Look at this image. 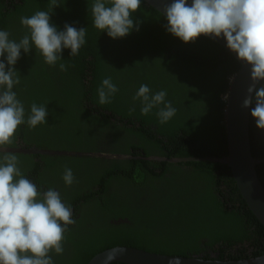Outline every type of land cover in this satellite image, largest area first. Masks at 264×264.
<instances>
[{
  "label": "trees",
  "instance_id": "1",
  "mask_svg": "<svg viewBox=\"0 0 264 264\" xmlns=\"http://www.w3.org/2000/svg\"><path fill=\"white\" fill-rule=\"evenodd\" d=\"M58 3L51 22L61 31L65 23L87 28L86 43L76 56L64 49L56 66L46 64L35 48L21 50L15 65L21 80L13 90L25 119L32 103L47 106L49 114L47 123L34 129L20 125L14 143L2 147L94 154H16L18 167L38 191L52 188L71 206L75 223L64 234L63 254L49 253L54 264H88L115 247L219 261L262 256L264 227L221 163L228 156L222 97L239 63L207 38L184 43L173 36L166 18L143 0L132 14L139 31L118 39L94 27V0ZM49 4L0 0V30L19 41L27 33L20 18L48 11ZM106 77L119 91L101 105L97 89ZM141 84L153 94L166 91V101L177 110L168 122L161 124L156 115L163 105L141 114V102L132 99ZM250 138L264 186V130L252 116ZM65 167L75 177L71 186L62 179Z\"/></svg>",
  "mask_w": 264,
  "mask_h": 264
},
{
  "label": "clouds",
  "instance_id": "2",
  "mask_svg": "<svg viewBox=\"0 0 264 264\" xmlns=\"http://www.w3.org/2000/svg\"><path fill=\"white\" fill-rule=\"evenodd\" d=\"M141 2L94 0L91 8L94 27L100 32L106 31L112 39L139 31V22L134 24L132 14L140 9ZM60 6L58 0H50L48 11L38 10L31 16H22L20 23L27 33L19 41L10 39L7 30H0V148L14 143L20 125L27 123L34 129L47 123L49 114L47 106L32 103L25 119L24 104L13 90L21 80L15 68L21 50L27 54L35 48L46 64L56 66L63 60L64 49H70V56H76L86 43L87 28L78 29L65 23L61 31L51 22L54 8ZM163 13L166 31L184 43L194 42L202 35L223 37L228 49L250 65L251 82L242 106L251 108L256 127L264 130V0H192L190 5L188 0H172ZM59 68L67 70L65 63H60ZM118 91L111 77L104 78L97 89L99 103H110ZM166 95L164 90L153 94L148 85L141 84L132 99L141 102L142 115L163 105L156 115L164 124L177 111L166 101ZM222 99L227 102L228 93ZM134 111L135 107H130L129 112ZM126 157L129 156L119 159ZM18 164L15 153L0 155V264H54L49 253L63 254L64 234L75 223L71 206L62 202L59 192L52 188L38 191ZM62 179L67 186L73 184L75 177L71 168L65 167Z\"/></svg>",
  "mask_w": 264,
  "mask_h": 264
},
{
  "label": "water",
  "instance_id": "3",
  "mask_svg": "<svg viewBox=\"0 0 264 264\" xmlns=\"http://www.w3.org/2000/svg\"><path fill=\"white\" fill-rule=\"evenodd\" d=\"M151 8L164 15L165 6L172 0H143ZM192 0H188L190 5ZM222 46L239 63L240 69L231 80L224 113V125L228 144V156L221 163L231 170L239 194L248 209L264 227V186L262 185L257 166L260 163L253 158L250 138L251 108L243 107V100L250 81V65L240 61L237 54L228 49L223 37L214 38L203 36ZM259 86V85H257ZM254 95V94H253ZM13 152L28 155H51L83 157L94 154L53 152L29 148H0V153ZM97 157L104 155L98 154ZM122 158L123 156L108 155L107 159ZM157 160V159H156ZM88 264H264V254L259 257L244 260H209L198 257L186 258L146 252L130 247H115L94 256Z\"/></svg>",
  "mask_w": 264,
  "mask_h": 264
},
{
  "label": "rangeland",
  "instance_id": "4",
  "mask_svg": "<svg viewBox=\"0 0 264 264\" xmlns=\"http://www.w3.org/2000/svg\"><path fill=\"white\" fill-rule=\"evenodd\" d=\"M129 159H133V158L131 156H129V157H126V158L121 159V160H129Z\"/></svg>",
  "mask_w": 264,
  "mask_h": 264
},
{
  "label": "flooded vegetation",
  "instance_id": "5",
  "mask_svg": "<svg viewBox=\"0 0 264 264\" xmlns=\"http://www.w3.org/2000/svg\"><path fill=\"white\" fill-rule=\"evenodd\" d=\"M15 154H17V153H15ZM20 154V153H19ZM23 154V153H22Z\"/></svg>",
  "mask_w": 264,
  "mask_h": 264
},
{
  "label": "bare ground",
  "instance_id": "6",
  "mask_svg": "<svg viewBox=\"0 0 264 264\" xmlns=\"http://www.w3.org/2000/svg\"><path fill=\"white\" fill-rule=\"evenodd\" d=\"M87 59V58H86Z\"/></svg>",
  "mask_w": 264,
  "mask_h": 264
}]
</instances>
